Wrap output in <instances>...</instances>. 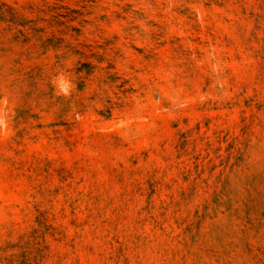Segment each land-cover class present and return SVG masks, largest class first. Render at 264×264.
<instances>
[{
	"label": "rangeland",
	"instance_id": "rangeland-1",
	"mask_svg": "<svg viewBox=\"0 0 264 264\" xmlns=\"http://www.w3.org/2000/svg\"><path fill=\"white\" fill-rule=\"evenodd\" d=\"M0 264H264V0H0Z\"/></svg>",
	"mask_w": 264,
	"mask_h": 264
}]
</instances>
